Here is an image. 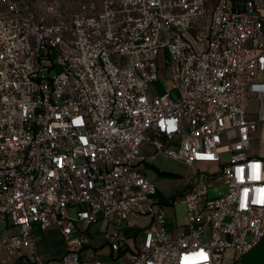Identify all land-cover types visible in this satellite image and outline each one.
I'll return each mask as SVG.
<instances>
[{
  "label": "built area",
  "instance_id": "built-area-1",
  "mask_svg": "<svg viewBox=\"0 0 264 264\" xmlns=\"http://www.w3.org/2000/svg\"><path fill=\"white\" fill-rule=\"evenodd\" d=\"M158 154L198 172L169 231ZM0 222V264H103L100 222L123 264L241 262L264 237V0H0ZM34 224L59 259L38 258Z\"/></svg>",
  "mask_w": 264,
  "mask_h": 264
},
{
  "label": "rangeland",
  "instance_id": "rangeland-1",
  "mask_svg": "<svg viewBox=\"0 0 264 264\" xmlns=\"http://www.w3.org/2000/svg\"><path fill=\"white\" fill-rule=\"evenodd\" d=\"M37 2L38 9L43 13L47 8L54 6L59 7L67 12H74L78 7L90 0H33ZM172 87L170 75H166L163 82L160 84H151V90L159 92H168ZM173 97L175 95L173 94ZM248 109L253 112L256 109V104L249 102ZM150 165L145 170V175L148 180L155 186L157 198L165 206V215L168 231L174 227L184 224V205L179 202L183 194L192 185L197 169L186 167L183 164L172 161L164 155L158 154L149 159ZM213 168H208V172ZM227 187L220 183H214L207 191V199L213 200L225 195ZM176 204L172 206V202ZM71 214V210H70ZM147 224V219L140 218L133 228L124 229L122 231L123 239L131 244L134 237L140 232L141 228ZM5 229V225L0 222V232ZM34 238L38 258L47 263L57 260L65 252V241L62 236L55 230L42 231L37 224L33 225ZM104 224L102 222L92 225L89 230L90 242L92 247H96L97 256L103 264H123L124 257L118 256L116 253H111L109 246L105 244L102 233ZM90 264V263H89ZM237 264H241L238 262Z\"/></svg>",
  "mask_w": 264,
  "mask_h": 264
},
{
  "label": "water",
  "instance_id": "water-1",
  "mask_svg": "<svg viewBox=\"0 0 264 264\" xmlns=\"http://www.w3.org/2000/svg\"><path fill=\"white\" fill-rule=\"evenodd\" d=\"M241 264H264V237L243 257Z\"/></svg>",
  "mask_w": 264,
  "mask_h": 264
},
{
  "label": "crops",
  "instance_id": "crops-1",
  "mask_svg": "<svg viewBox=\"0 0 264 264\" xmlns=\"http://www.w3.org/2000/svg\"><path fill=\"white\" fill-rule=\"evenodd\" d=\"M62 255H63V254H62ZM62 255H61V256H62ZM61 256H60V257H61ZM60 257H59V258H60ZM59 258H58V259H59Z\"/></svg>",
  "mask_w": 264,
  "mask_h": 264
}]
</instances>
